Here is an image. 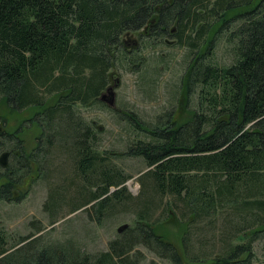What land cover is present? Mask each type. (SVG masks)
Instances as JSON below:
<instances>
[{"label": "trees", "instance_id": "trees-1", "mask_svg": "<svg viewBox=\"0 0 264 264\" xmlns=\"http://www.w3.org/2000/svg\"><path fill=\"white\" fill-rule=\"evenodd\" d=\"M128 34L138 46L126 45ZM167 38L184 50L174 104L151 123L114 110L129 131L121 155L147 167L134 197L129 176L95 149L97 132L76 108L104 107L99 98L112 71L142 74L149 61L139 46ZM222 42L232 58L227 65L215 62ZM0 107L28 112V128L39 129L27 150L21 125L6 131L0 116V154H8L1 199H11L33 167L43 177L59 157L74 169L72 184L83 183V202L76 199L73 209L62 196L49 209L48 196L45 210L59 211L66 201L71 213L94 212L89 219L98 223L132 216L93 254L75 247L68 255H17L38 237L8 249L0 229V264H157L146 263L139 247L170 264H254V246L264 241V0H0ZM172 217L182 226L181 253L158 232ZM217 224L224 234L218 253H195Z\"/></svg>", "mask_w": 264, "mask_h": 264}, {"label": "rangeland", "instance_id": "rangeland-1", "mask_svg": "<svg viewBox=\"0 0 264 264\" xmlns=\"http://www.w3.org/2000/svg\"><path fill=\"white\" fill-rule=\"evenodd\" d=\"M125 37L126 45L138 46L136 34H128ZM166 41L167 44L152 46V48L139 46L149 61L142 74H133L122 69L112 71L108 86L113 87L114 90V105L112 107L104 103V107H82L78 105L76 108L84 121L93 126L97 132L95 149L99 153L105 152L103 155L110 158L111 166L124 170V173L129 176L125 185L128 192L134 197L140 192L138 176L147 167L140 159L121 155L128 145L129 131L114 110H132L142 121L151 123L163 110L174 104L172 92L176 90L178 79L183 71L184 50L174 46L172 39L167 38ZM226 46L224 42L219 44L216 52V63L221 65L231 63L230 49ZM159 57L162 58L161 61L158 59ZM181 110H183L182 107ZM28 114L26 111L11 113L4 107H0V116L6 119L5 130L14 132L21 125L23 131L21 137L24 139L25 148L30 150L35 146L39 129L36 127L28 128V124L25 122ZM58 158L52 161V168L48 165L49 168L45 170L43 177H39L36 174L37 168L33 167V172L20 184L16 194L10 196L11 199H0V229L4 230L8 236L7 248L23 246L26 242L19 239L21 237H28L27 241L35 237L39 239L25 247L17 255L37 253L41 250L51 252L54 249H60L62 254L68 255L74 252L75 247L78 251L92 254L105 251L109 241L118 236V229L123 227V224L127 225L132 221V216L128 214L117 213L115 216L102 219L98 223L96 220L89 219L90 216L95 217L94 212L87 214L83 210H77L71 213V210L69 211L68 206L65 205L66 201L71 200L73 209L78 207L77 200L79 197V201L83 202V183L75 179V183L72 184L70 171L73 174L74 169H69L66 163L61 165L60 163L63 161L62 159L58 160ZM19 194H23L21 199L16 198ZM48 196L51 198L47 203ZM62 196L66 201L62 203L61 210H55L51 213L44 209L45 202L47 203L46 207L51 209L54 206L53 201ZM69 201L67 203H70ZM50 214L54 216L53 221H56L52 226L49 223ZM220 227V224H217L215 231L208 232L204 236L206 242L203 243V238L200 239L199 244L203 247L198 245L194 252L197 253L199 249L206 248L208 253L214 255L218 253L221 246L219 237L224 235ZM158 232L167 241L175 245L181 253L182 226L176 218L172 217L163 223ZM138 249L143 253L146 263L154 261L157 264H170L166 260L158 259L143 247ZM254 251L256 253L254 264H264V241L256 243Z\"/></svg>", "mask_w": 264, "mask_h": 264}, {"label": "water", "instance_id": "water-1", "mask_svg": "<svg viewBox=\"0 0 264 264\" xmlns=\"http://www.w3.org/2000/svg\"><path fill=\"white\" fill-rule=\"evenodd\" d=\"M116 86V85H115ZM100 101L105 103L107 106L112 107L114 105V90L113 87H108L105 91V93H102L100 96ZM7 154L4 153L1 156V159H4V157H6ZM3 165V164H1Z\"/></svg>", "mask_w": 264, "mask_h": 264}, {"label": "flooded vegetation", "instance_id": "flooded-vegetation-1", "mask_svg": "<svg viewBox=\"0 0 264 264\" xmlns=\"http://www.w3.org/2000/svg\"><path fill=\"white\" fill-rule=\"evenodd\" d=\"M0 132H2V128H1V127H0ZM17 139H18V141H21V138H20V137H17ZM3 153H6V154H7V152H2V153L0 154V166L3 167V168H5L6 165H7V161H8V154H7L6 157H4V159H1V156H2ZM5 160H6V161H5ZM1 164H3V165H1ZM15 194H16V192H14L13 195H15ZM0 199H1V198H0Z\"/></svg>", "mask_w": 264, "mask_h": 264}, {"label": "bare ground", "instance_id": "bare-ground-1", "mask_svg": "<svg viewBox=\"0 0 264 264\" xmlns=\"http://www.w3.org/2000/svg\"><path fill=\"white\" fill-rule=\"evenodd\" d=\"M106 91V90H105Z\"/></svg>", "mask_w": 264, "mask_h": 264}]
</instances>
